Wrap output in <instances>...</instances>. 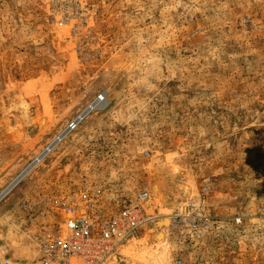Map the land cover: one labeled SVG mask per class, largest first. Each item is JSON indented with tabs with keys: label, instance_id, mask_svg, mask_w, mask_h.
Listing matches in <instances>:
<instances>
[{
	"label": "rangeland",
	"instance_id": "rangeland-1",
	"mask_svg": "<svg viewBox=\"0 0 264 264\" xmlns=\"http://www.w3.org/2000/svg\"><path fill=\"white\" fill-rule=\"evenodd\" d=\"M28 167L3 260L37 258L61 197L109 216L145 190L101 264H264V0H0V195Z\"/></svg>",
	"mask_w": 264,
	"mask_h": 264
},
{
	"label": "built area",
	"instance_id": "built-area-1",
	"mask_svg": "<svg viewBox=\"0 0 264 264\" xmlns=\"http://www.w3.org/2000/svg\"><path fill=\"white\" fill-rule=\"evenodd\" d=\"M83 117L77 124H69L67 129H73ZM147 199L145 190L136 192L120 209L106 216L90 203L82 209L76 197H61L57 206L64 218L58 226L40 233L39 254L29 264H73L75 260L83 264H101L107 261L118 245L149 220L142 208ZM191 215L195 222L196 209H192ZM0 264L13 263L0 258Z\"/></svg>",
	"mask_w": 264,
	"mask_h": 264
},
{
	"label": "bare ground",
	"instance_id": "bare-ground-1",
	"mask_svg": "<svg viewBox=\"0 0 264 264\" xmlns=\"http://www.w3.org/2000/svg\"><path fill=\"white\" fill-rule=\"evenodd\" d=\"M101 97V96H100ZM88 110L89 109H87L86 111H84L83 113H81L80 115H78L70 124H73V125H75V124H77V122L84 116L85 117V115L88 113ZM72 125V126H73ZM68 131H70V128L69 129H65V131H64V133H62L61 134V136L56 140V141H53L51 144H50V146H49V148L48 149H51V148H53L57 143H58V141H60L59 139H61V137H63L64 135H65V133L66 132H68ZM30 169H31V167H28L27 169H26V171H24V173H22L1 195H0V200H1V198L19 181V180H21L22 178H24L28 173H29V171H30ZM182 187H184V186H182ZM185 189H187L186 187H184ZM168 218V217H167ZM163 219L162 220V222H157L156 223V226L158 227V228H160L161 227V225H165V226H167L169 223H168V219ZM157 228V229H158ZM152 231V230H151ZM160 234V233H159Z\"/></svg>",
	"mask_w": 264,
	"mask_h": 264
}]
</instances>
